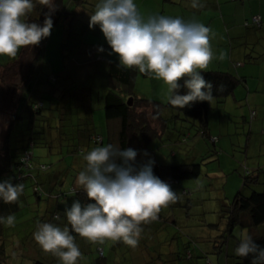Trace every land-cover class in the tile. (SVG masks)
<instances>
[{"label":"rangeland","instance_id":"obj_1","mask_svg":"<svg viewBox=\"0 0 264 264\" xmlns=\"http://www.w3.org/2000/svg\"><path fill=\"white\" fill-rule=\"evenodd\" d=\"M96 3L97 0H90L84 11L79 13L81 11L76 8L75 1L66 0L65 17L57 29L51 30L46 64L35 74V89L29 95L30 102L42 99L45 104L43 113L50 118L53 131L59 135L60 130L61 132L67 130L66 125L73 116L70 112L75 114L73 110L81 107L90 106L93 109L98 129L99 126L104 129L107 125L105 95L111 86L108 71L111 55L108 54L110 46L106 43L99 27H89L90 15L95 11ZM149 17L150 0H147L141 18L146 21ZM66 40L70 44L63 56L61 43ZM101 45L105 49L103 52L98 51ZM32 48L33 46H28L26 53L20 57L17 67L7 69L4 74L0 73L5 82L14 83L16 86L22 84V77L29 71L33 62L31 60L35 56L31 52ZM15 58L0 56V69L12 63ZM60 67L64 74L61 75L59 85L53 89L47 79ZM2 84L0 102L5 104L4 108L11 109L16 94L12 88ZM46 85L50 92H59V95L64 92L63 97L53 96L55 102L52 107H50L49 95L43 93L42 88ZM150 85H152L150 75L138 71L132 95L138 99L157 100L164 104L169 101V94H150ZM213 103L215 109L210 115L211 130L217 132L222 127V145L218 144L214 147L208 139L198 135L196 129H190L189 132L187 128L190 123L178 118L174 119V116L180 114L169 109L164 110L171 118L168 132L164 137L151 144L139 140L131 142L130 147L138 150L136 161L147 162L148 159H152L165 165L189 164L197 161L196 163L202 164V174L197 179L182 180L176 185H170L176 191L177 199L162 206L155 220L142 223V232L136 247L126 245L122 241H106L101 244L106 248L107 256L111 244H116V249L110 254L113 264H122L126 260L131 261L132 258L135 262L139 260L143 264H235L237 255L234 249L239 243L241 232L246 231L252 237L264 234V225L256 229L250 228L246 224L248 222L245 215L241 217L242 221L239 224H232L230 220L231 205L238 195L249 197L253 192L260 193L264 189L262 176L260 180L258 179V183L252 180L245 184V166L250 172L254 170L251 176L255 174L256 167L264 168V142L258 137H252L248 144L250 116L242 113L243 109L234 101H228L227 110L222 107L223 104L217 107L218 103L216 101ZM63 109L68 110V113ZM143 111L146 109L143 108ZM137 112L141 111L137 110ZM29 119L25 114L17 129L22 127L21 130L26 134L29 130ZM59 125L60 129H58ZM5 128L6 126L0 131V143L5 136ZM184 133H190L187 143H182L180 140ZM57 146L56 144L52 148L45 146L37 148L36 160L46 164H57L60 151V146ZM87 146L86 144V150ZM173 152L176 153L175 156ZM69 158L72 159V156ZM184 190H187V193H184ZM26 196L30 203L36 201L30 188L27 189ZM24 214L20 215V219H25ZM25 228L32 229L30 225ZM28 237L23 234L20 238H14L11 244L13 249H16L19 243L24 244L22 241ZM18 240L20 242H17ZM97 245L88 242L87 248L92 250H89V254L85 251L81 256L80 264L96 263ZM21 249L19 247L18 250ZM188 250L193 254L192 259L186 258ZM41 258H44L43 260L48 264H59L58 258L54 255H47L46 258L41 255ZM21 259V261L16 259V264L29 263L27 257Z\"/></svg>","mask_w":264,"mask_h":264},{"label":"trees","instance_id":"obj_2","mask_svg":"<svg viewBox=\"0 0 264 264\" xmlns=\"http://www.w3.org/2000/svg\"><path fill=\"white\" fill-rule=\"evenodd\" d=\"M74 1L77 5L76 8L81 11L79 13H82L90 2V0ZM230 1L235 2L239 0ZM48 13V7L37 2V6L29 14L28 19L30 22L42 24L45 15ZM65 13L66 0H55V11L51 13L53 20L52 29H57L60 26L65 17ZM263 23L262 16H252L251 19L245 21L244 26L258 30L262 28ZM48 41L49 36L42 39L38 45L33 46L31 52L35 56L31 60L33 62L29 71L27 73L25 72L22 77L23 80L20 86L5 82L3 76H0V86L3 83L2 85L9 86L16 94L13 99L14 102L12 101L13 106L11 109L4 108L3 105L5 104L0 102V131L6 126L5 136L2 139V143H0V181L11 179L13 184L23 186L21 195L16 201L9 203L0 201V217H7L10 214L15 217L12 225L0 222V264H16L15 260L18 259L17 261H21L23 257L29 259L28 264H48L43 260L44 258H41V255L46 258L47 255L52 256L53 254L42 250L34 240L33 232L40 223L44 222L53 223L62 228L67 225L71 231V226L68 225L65 215L66 209L70 208L76 200H79L82 204L88 202L86 193L75 184L77 174L83 170L85 162L82 157L86 151L96 146H105L109 143L120 148L130 147L131 142L135 140L150 144L153 143L155 140L164 137L168 132L171 118L166 115L167 112L164 111L165 109L180 114L173 118L190 123L189 128H187L189 132L190 129H196L198 135L208 139L214 147H217L218 144L222 143V134L220 135L218 131L211 130L210 115L211 111L215 109L213 102L216 101L218 103L217 107L223 104L224 106L222 105V107L226 109L229 98L234 96L236 90L243 87L247 81L246 77L234 71L202 70L205 79L212 84L211 100L208 102H194L191 106L185 107L174 106L169 101L164 104L157 100L138 99L134 97L132 91L136 84L138 70L121 67L118 61L113 60L115 58H110L108 71L111 86L105 95V119L107 125H105L104 129L101 126L98 129L94 120L93 109L90 106L87 108L81 107L73 110L75 114L70 112L73 115L71 117V123L68 121L66 125L67 130H63V132L60 130L61 134L59 135L53 131L50 118L43 113L45 104L42 99L35 102L28 101L29 95L35 89V74L46 64L45 58ZM69 44L67 40L61 43L63 56H65ZM27 48L28 46L21 47L14 61L0 69V73L3 72L4 74L7 69L16 66L20 57L26 53ZM252 48L251 53L247 55V59L250 61H246L248 64L256 59L254 55L252 56L253 51H256V46ZM242 65L244 66L245 64H234L235 69ZM62 74L64 73L60 67L52 75L48 76L47 81L53 89L59 85ZM42 89L43 93L49 95L51 99L50 107L55 102L53 96H58L57 98H59L63 97L64 94V92L59 95V92L48 91L47 85ZM185 91L186 89H181V94ZM130 98H132L131 104L129 102ZM143 108L146 111H143ZM63 110L68 113V110ZM137 110L141 112H137ZM25 114L30 118L29 130L26 134L21 130L22 127L17 129ZM250 117V123H252L256 118V112L253 111ZM60 128L61 126L59 125L58 129ZM219 129L221 130L222 127ZM262 133L264 134V130ZM23 135L26 136L24 137ZM189 138L190 133H184L180 140L182 143H187ZM61 141L63 142L61 143ZM230 143L232 145V138ZM56 144L60 146V151L58 152L59 157L56 160L57 164H46L36 160L37 148L44 146L52 148ZM86 144L89 146H87V150L85 149ZM217 153L220 154L221 152ZM173 155L175 156L176 153L173 152ZM70 156H72V159L69 158ZM196 162L180 165H165L154 161L153 172L160 179L169 183V185H176L179 181L200 177L202 174V164ZM143 163L145 162L137 161V164ZM252 173H254V170L250 172L248 167L245 166V184H248L252 180L258 183V179L262 176V185L264 188V168L256 167L253 176H251ZM28 188L35 195L36 201L34 203H30L27 199L26 193ZM184 193H187V190H184ZM231 208L232 216L230 220L232 224H239L242 221L241 217L245 215L246 221L248 222L246 224L250 228L256 229L264 225V189L260 193L253 192L249 197H244L241 194L238 195L233 201ZM22 214L25 215V219H20V215ZM29 225L32 228L30 230L25 228ZM23 234H26L27 237L29 236L28 239L22 241L24 244L19 243L16 249H13V245L11 244H13L14 238H20ZM72 235L75 237V242L82 256L85 251L89 254V250H92V248H87L89 241L86 238L80 237L74 231H72ZM253 239L260 247H264V234L253 236ZM17 242L20 241L18 240ZM115 245L111 244L109 256H107L106 248L98 244L95 264H113L110 254L116 249ZM19 247L22 249L18 250ZM17 252L20 254H17ZM192 255L191 250H188L186 258L192 259ZM79 259L78 264H80L82 258L80 257ZM122 264L143 263H140L139 260L135 262L132 258L131 261L126 260ZM235 264H253V255L249 254L245 257L237 255Z\"/></svg>","mask_w":264,"mask_h":264},{"label":"clouds","instance_id":"obj_3","mask_svg":"<svg viewBox=\"0 0 264 264\" xmlns=\"http://www.w3.org/2000/svg\"><path fill=\"white\" fill-rule=\"evenodd\" d=\"M37 2L49 9L42 24L28 19ZM192 6H200L199 0H192ZM54 11L55 0H0V56L15 57L21 47L36 46L50 36ZM96 26L119 66L147 73L167 85L171 105L185 107L211 100L212 84L202 70L214 53L211 30L203 23L163 14L145 21L135 0H97L89 19V27ZM98 51L105 49L101 45ZM181 89L186 91L181 94ZM137 155L136 149L111 143L83 154L85 164L75 184L88 202L76 200L66 209L71 231L67 225L62 228L49 222L37 226L33 238L43 251L56 256L59 264H77L82 253L72 231L94 244L122 241L137 246L142 223L155 220L162 206L177 199L169 183L154 174V161L137 164ZM22 188L11 179L0 181V201H16ZM14 220L12 214L0 217L8 225ZM234 251L241 257L252 254L253 264H264V247L246 231L241 232Z\"/></svg>","mask_w":264,"mask_h":264},{"label":"crops","instance_id":"obj_4","mask_svg":"<svg viewBox=\"0 0 264 264\" xmlns=\"http://www.w3.org/2000/svg\"><path fill=\"white\" fill-rule=\"evenodd\" d=\"M135 2L143 17L147 0ZM199 3L200 6L193 7L192 0H150V17L157 14L179 16L185 21H196L210 28V45L214 55L206 70L234 71L247 78L244 86L238 88L228 101H234L243 109L242 113L249 116L256 112L255 120L252 123L249 120L248 144L252 137L264 142V23L258 30L244 26L252 16H262L264 20V0H199ZM253 46H256V51L252 56L256 59L248 64L247 55ZM111 58L118 61L114 54ZM235 63L245 65L235 69ZM150 81V94H169L162 80L150 75ZM218 132L221 135L222 129Z\"/></svg>","mask_w":264,"mask_h":264},{"label":"water","instance_id":"obj_5","mask_svg":"<svg viewBox=\"0 0 264 264\" xmlns=\"http://www.w3.org/2000/svg\"><path fill=\"white\" fill-rule=\"evenodd\" d=\"M131 101H132V98H130V100H129L130 104L132 103Z\"/></svg>","mask_w":264,"mask_h":264},{"label":"built area","instance_id":"obj_6","mask_svg":"<svg viewBox=\"0 0 264 264\" xmlns=\"http://www.w3.org/2000/svg\"><path fill=\"white\" fill-rule=\"evenodd\" d=\"M255 20H256V21H258V19H257V18H255Z\"/></svg>","mask_w":264,"mask_h":264}]
</instances>
